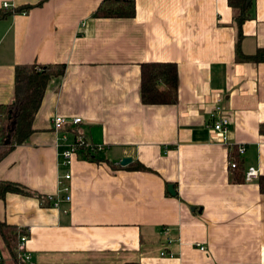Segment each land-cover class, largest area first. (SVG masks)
<instances>
[{
  "label": "crops",
  "instance_id": "0c3cea01",
  "mask_svg": "<svg viewBox=\"0 0 264 264\" xmlns=\"http://www.w3.org/2000/svg\"><path fill=\"white\" fill-rule=\"evenodd\" d=\"M103 1L0 0V105L14 101L17 66L66 65L34 134L0 163V183L28 190L0 199V220L28 238L18 257L0 246V264H264V63L237 59L238 44L264 50V0L240 29L228 0H133V18H95ZM148 63L176 64L175 104L143 103ZM216 107L227 143L211 127ZM56 116L81 118L69 141L80 133L98 149L64 167ZM230 159L259 179L235 182Z\"/></svg>",
  "mask_w": 264,
  "mask_h": 264
},
{
  "label": "trees",
  "instance_id": "16d2710c",
  "mask_svg": "<svg viewBox=\"0 0 264 264\" xmlns=\"http://www.w3.org/2000/svg\"><path fill=\"white\" fill-rule=\"evenodd\" d=\"M234 11V20L240 29L252 17V0H228ZM30 8H23L16 13L26 14ZM136 15L133 0H104L94 13L95 18H133ZM1 17V16H0ZM241 38V34L239 35ZM240 42V39H239ZM237 59L240 62L264 63V50L254 56H246L237 46ZM66 65L61 64H31L17 66L15 71V98L9 105H0V163L17 147L22 146L34 134V119L37 115L51 79L64 76ZM160 85L167 90L161 91ZM142 101L145 105L175 104L178 97V69L172 63H148L142 66L141 83ZM4 133V134H3ZM4 135V139H3ZM91 160H94L91 156ZM232 160V159H230ZM96 161V160H94ZM237 162L236 160H232ZM137 169L148 171L142 165ZM235 172V182L245 178L246 171H241L238 163ZM264 192V181L261 183ZM27 194V188L15 183H0V199L7 194ZM25 235L17 229L0 220V246L10 255L18 257L20 237ZM127 264H139L130 262Z\"/></svg>",
  "mask_w": 264,
  "mask_h": 264
},
{
  "label": "built area",
  "instance_id": "2783aa9c",
  "mask_svg": "<svg viewBox=\"0 0 264 264\" xmlns=\"http://www.w3.org/2000/svg\"><path fill=\"white\" fill-rule=\"evenodd\" d=\"M3 7L5 9L11 8L10 4H8V3H5ZM211 119H212V126H211L212 129L214 131L220 133L223 136V142L227 143L228 134L230 132V126H231L230 117L225 114V111H223L222 107H216V109L214 110V112L211 115ZM82 121L83 120L81 118H74L72 120H69L68 118L63 117V116H56L53 120V128H54L55 133L60 135L62 137V139L64 141H66V149L61 154L62 165L64 167H70V165L73 162L74 157L78 153H80V152H93V151L98 149V147H95L94 145L87 142L80 133L75 134V136H74L75 138L72 141H69V134L76 127H78L82 123ZM229 147H231V146H229ZM245 152H246V150H245L244 146L238 147V155L244 156ZM229 165H230V168L233 170L236 169L238 166L237 162H235V161H233V162L231 161ZM259 177H260L259 170H257L254 167H251L246 171L245 181L246 182H253V181L258 180ZM65 178L67 180H70L71 175L67 174L65 176ZM63 192L66 194L64 201L67 203L71 202V196L69 194V192H70L69 188L66 187L65 189H63ZM52 201H53L52 204L55 207H59V205L63 202L62 200H57L55 198L52 199ZM168 233H169L168 230H164V237H166L165 243H167L168 245H171V244H173V241L168 238V235H167ZM27 240H28V238L26 235H22L20 237L19 247H18L20 252L25 251V246H26ZM200 250L205 251V248L203 246H200ZM161 256L172 257V254L169 255L167 251H163L161 253ZM23 259L26 262H31L32 258H31V255H29L28 253H24ZM2 261H3V256L0 252V263Z\"/></svg>",
  "mask_w": 264,
  "mask_h": 264
},
{
  "label": "water",
  "instance_id": "95a60500",
  "mask_svg": "<svg viewBox=\"0 0 264 264\" xmlns=\"http://www.w3.org/2000/svg\"><path fill=\"white\" fill-rule=\"evenodd\" d=\"M132 163V159H129V158H126V159H123L121 161V166L123 167H126L127 165L131 164ZM169 192L172 194V195H176L175 194V191H174V186L171 185L169 186Z\"/></svg>",
  "mask_w": 264,
  "mask_h": 264
},
{
  "label": "rangeland",
  "instance_id": "374dc122",
  "mask_svg": "<svg viewBox=\"0 0 264 264\" xmlns=\"http://www.w3.org/2000/svg\"><path fill=\"white\" fill-rule=\"evenodd\" d=\"M4 134V133H3ZM3 139H4V135H3ZM2 140H1V137H0V142H1Z\"/></svg>",
  "mask_w": 264,
  "mask_h": 264
}]
</instances>
